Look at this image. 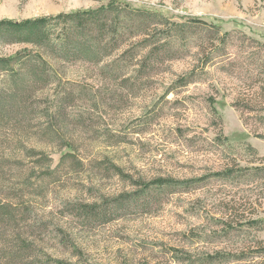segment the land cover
I'll use <instances>...</instances> for the list:
<instances>
[{"label": "rangeland", "instance_id": "rangeland-1", "mask_svg": "<svg viewBox=\"0 0 264 264\" xmlns=\"http://www.w3.org/2000/svg\"><path fill=\"white\" fill-rule=\"evenodd\" d=\"M109 1L0 0V22ZM115 1L211 33L144 76L101 70L112 57L55 63L23 115L0 114V264H262L264 111L235 100L264 87V0ZM200 41L224 51L203 64ZM157 181L175 185L144 209L112 205Z\"/></svg>", "mask_w": 264, "mask_h": 264}, {"label": "trees", "instance_id": "trees-1", "mask_svg": "<svg viewBox=\"0 0 264 264\" xmlns=\"http://www.w3.org/2000/svg\"><path fill=\"white\" fill-rule=\"evenodd\" d=\"M193 20V23H171L160 12L133 9L123 2L111 0L107 5L93 10H79L20 22H0V47L28 44L38 48L35 53L0 55V75L5 76L0 80L1 124H7L6 118L13 116L16 120L27 111L26 91L40 82L44 84L49 81L55 74V63L84 62L98 66L103 58L112 57L113 60L102 65L101 70L121 73L132 62V69H137V73L144 76L151 66L163 59L173 58L179 52L178 48H186L193 34L196 35L191 37L193 40L209 36L211 29L201 21ZM194 26L201 27L195 28L199 32H192ZM195 47L201 49L199 56L205 59L203 64L213 60L216 52L224 51V46L219 51L216 47L213 49V45L207 46L203 42ZM244 91L237 94L236 108H246L249 104L262 107L259 111H264V87L252 91L251 86H247ZM63 104L62 100L57 101L58 110L63 108ZM224 172L219 173V176L231 174V170ZM173 185L157 181L137 194L117 199L112 205L119 209L129 203H139L142 207H138L144 209L147 204L155 201V193L164 190V186ZM106 212L103 211V218L108 217Z\"/></svg>", "mask_w": 264, "mask_h": 264}]
</instances>
